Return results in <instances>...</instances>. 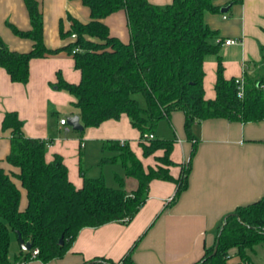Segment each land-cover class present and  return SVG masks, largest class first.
Masks as SVG:
<instances>
[{
	"label": "trees",
	"instance_id": "1",
	"mask_svg": "<svg viewBox=\"0 0 264 264\" xmlns=\"http://www.w3.org/2000/svg\"><path fill=\"white\" fill-rule=\"evenodd\" d=\"M82 1L90 8L91 18L83 21L68 14L70 27L66 29L61 21L60 33L74 39L51 48L44 41V18L38 0H25L31 27L13 28L16 33L31 38L33 47L21 52L11 49L0 38V65L14 81L27 82L32 57L68 50L81 71V78L78 82L69 81L59 72L54 85L72 94L74 112L80 115L84 129L126 113L132 125L140 130L144 154L150 155L161 148L165 154L158 158L157 166L146 168L127 140L106 139L103 149L113 150L114 154L103 162L120 163L126 175L137 178L138 186L128 191L122 176L120 186H111L104 175L87 176L83 168L84 181L77 186L62 155L47 160L49 141L26 134L24 121L16 110L6 112L2 127L11 131L7 161L15 168L7 170L0 163V264L33 258L46 262L64 255L85 226L110 221L129 223L145 203L153 179L175 181V197H178L188 186L191 159L175 178L170 172V166L175 163L170 155L174 138L155 135L158 121L170 117L172 111H184L185 129L191 140L196 139L194 123L207 118L243 122L264 119V76L245 74L244 92L240 95L236 78H227L220 63L216 95L206 97L204 57L219 47L213 40L218 32L205 18L207 11L221 9L214 0H172L166 4L151 0ZM121 9L127 13L128 41L112 34L105 21ZM139 93L145 97V106L137 98ZM150 133L155 136H147ZM17 181L27 190L24 209L20 208L22 190ZM228 213L221 233L224 220L218 229L217 251L214 253L215 241L194 264H234L230 262L233 246L240 257L237 264L241 261L253 264L248 250H255L257 244L264 242V196ZM17 231L25 240H31L33 247L21 250L13 261L10 251L13 233L17 236ZM135 244L121 262L99 259L105 264H136L132 259ZM35 248L39 249L36 255Z\"/></svg>",
	"mask_w": 264,
	"mask_h": 264
},
{
	"label": "crops",
	"instance_id": "2",
	"mask_svg": "<svg viewBox=\"0 0 264 264\" xmlns=\"http://www.w3.org/2000/svg\"><path fill=\"white\" fill-rule=\"evenodd\" d=\"M151 1L166 4L172 0ZM214 1L221 9L205 14L208 24L218 32L213 40L219 43L217 51L204 57V86L208 98L216 95L220 63L227 78L244 77L245 74L264 76V0ZM38 2L44 18V41L51 48L74 39L60 33L61 21L66 29L70 27L68 14L83 21L91 18L90 8L82 0ZM223 7L227 10L223 11ZM105 21L112 34L125 41L130 39L124 9L110 14ZM13 26L20 30L30 29L26 2L0 0V38L11 49L31 50L33 40L16 33ZM226 39L234 42L226 43ZM59 72L69 81L78 82L81 78L73 55L66 49L32 57L27 82L14 81L0 65V163L7 170L15 167L7 161L11 131L3 129L2 121L6 112L13 110L23 119L26 134L49 141L48 161L56 154L63 156L69 176L77 186L84 181L81 166L86 161L84 149L90 138L97 139L100 144L106 139L127 140L146 168L157 166V157L165 149L145 155L140 144V130L132 125L126 113L85 128L88 130L82 137L68 134V123H61L64 116H59L61 113L55 109L67 110L74 97L54 85ZM54 116L59 119L54 120ZM161 121L155 135L174 138L170 155L175 163L170 166L171 174L178 178L191 159L188 186L178 197H175V181L153 179L145 203L129 223L110 221L99 226H85L64 255L46 262L33 258L13 264H84L101 260L99 258L121 262L135 242L132 259L136 264H194L206 248L215 243L219 226L228 212L264 196V119L243 122L223 117L207 118L194 123L196 139L193 140L187 136L183 110L176 109ZM127 176V190L135 189L137 178ZM17 182L22 190L20 208L24 209L28 202L27 190ZM172 196L173 199H169ZM21 250L24 249L16 236L12 240L10 258L14 261ZM239 260L238 255L230 258L234 264ZM93 264L105 263L94 261Z\"/></svg>",
	"mask_w": 264,
	"mask_h": 264
},
{
	"label": "rangeland",
	"instance_id": "3",
	"mask_svg": "<svg viewBox=\"0 0 264 264\" xmlns=\"http://www.w3.org/2000/svg\"><path fill=\"white\" fill-rule=\"evenodd\" d=\"M137 98L140 104L142 106H145L146 101H145L144 95L142 93H139L137 94ZM55 110L61 113V115L59 116L63 115L67 119L69 115H72L71 111H73L74 108H73L72 102H70L67 110H60V109H55ZM59 116H54V120L59 119ZM162 119L158 121L157 126L159 125L160 122H162L161 121ZM164 121L165 120H163V122ZM68 127L70 129V133L68 134H74V135L77 134L81 137L84 136L88 130V129H84L83 131L82 130L78 131V129L75 130L69 124H68ZM161 149H164V148H161ZM84 151H85L86 161L84 160V163L82 162L81 167L83 168V171H86L87 176L104 175L107 184L111 186H120V176H122L124 177V183H126L125 180L128 179V176L125 174L124 168L120 163L110 162V161L103 162L104 158L108 156H112L114 154L113 150L103 149V142L102 144H100L98 143L97 139L90 138V140L87 141V146L85 147ZM164 154L165 152L162 155ZM159 157L160 156H158L157 158ZM128 191H132V190H128ZM13 237L14 239L16 238L15 233H13ZM255 250H248V254L251 257L253 264H264V242L257 244ZM236 251H237V248L233 246L230 250V255H233V256L236 255Z\"/></svg>",
	"mask_w": 264,
	"mask_h": 264
},
{
	"label": "water",
	"instance_id": "4",
	"mask_svg": "<svg viewBox=\"0 0 264 264\" xmlns=\"http://www.w3.org/2000/svg\"><path fill=\"white\" fill-rule=\"evenodd\" d=\"M222 10L223 11L227 10V7H223ZM67 123L69 125H71L74 129H78V130H83L84 129V124L81 121L80 115L77 114V113L69 115L67 117ZM228 215H229V213H227L225 215V217H224V222H223V224L221 226L220 233H221V231H222V229L224 227V223H225ZM17 238H18V240L20 242V245H21L22 249L30 250L33 247V242L31 240H25L20 231H17ZM60 242L61 243L64 242V236L63 235L60 238ZM218 242H219V237L217 238V241H216V246H215V249H214V253L217 251ZM94 261H102V260H98V259L91 260V261H88V262H86L84 264H90V263H93ZM108 264H111V263H108Z\"/></svg>",
	"mask_w": 264,
	"mask_h": 264
},
{
	"label": "built area",
	"instance_id": "5",
	"mask_svg": "<svg viewBox=\"0 0 264 264\" xmlns=\"http://www.w3.org/2000/svg\"><path fill=\"white\" fill-rule=\"evenodd\" d=\"M73 36H76V34H73ZM226 43H231L234 42V40L232 39H226L225 41ZM236 81L239 84V94L243 95L244 92V77H236ZM61 123H67V119L65 117L61 118ZM147 136L149 137H154L155 135L153 133L148 134ZM169 199H173V196L170 197ZM126 220L128 219V217L125 218ZM39 252L38 248H35L33 251V254L36 255ZM239 264H249L246 261H241Z\"/></svg>",
	"mask_w": 264,
	"mask_h": 264
}]
</instances>
